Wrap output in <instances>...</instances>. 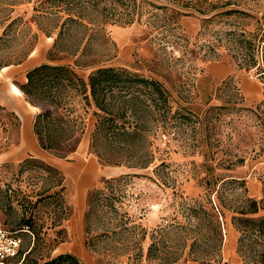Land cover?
<instances>
[{
  "label": "rangeland",
  "instance_id": "1",
  "mask_svg": "<svg viewBox=\"0 0 264 264\" xmlns=\"http://www.w3.org/2000/svg\"><path fill=\"white\" fill-rule=\"evenodd\" d=\"M184 1L188 6L136 0L138 20L124 26L101 22L91 42L98 65L160 79L199 117L208 106L226 102L223 110L208 113L206 127L199 117L173 121L168 135H154V163L131 170L104 166L89 150L94 108L77 95L69 97L68 105L82 119L84 132L72 152L63 157L39 153L29 134L34 146L27 139L18 155L10 153L18 149L25 121L32 122L40 110L12 86L24 83L36 65L73 61L47 56L57 33V0H0V67L9 66L0 71V224L21 237L12 263L40 264L71 253L83 264H167L173 259L171 264H223L224 242L232 230L239 264H264V233L255 222L232 219L247 197L259 201V210L244 216L264 217V0ZM226 9L237 11L204 19ZM92 70L75 68L84 79ZM202 133L207 135L203 147L196 140ZM209 151L218 159L242 155L244 161L226 169L209 159ZM24 159L29 162L23 166ZM160 159L164 165L155 172ZM130 172L139 175L124 180L113 204L96 213L90 231L94 248L88 249L87 191L101 185L102 178ZM119 227L123 230L117 235L107 232Z\"/></svg>",
  "mask_w": 264,
  "mask_h": 264
},
{
  "label": "trees",
  "instance_id": "2",
  "mask_svg": "<svg viewBox=\"0 0 264 264\" xmlns=\"http://www.w3.org/2000/svg\"><path fill=\"white\" fill-rule=\"evenodd\" d=\"M175 1L188 6L184 0ZM236 11L226 9L204 19ZM140 12L136 0H57V26L54 28H57V33L47 56L50 61L68 58L72 59L73 63L45 62L36 65L27 71L25 83L18 86L26 99L40 108L34 117L33 133L42 149L63 157L77 147L84 132V125L82 119L74 114L73 108L68 105V99L73 95L81 96L85 106L94 108L95 121L89 135V150L104 166L125 167L131 170L149 167L157 158L153 147L154 135L162 134L165 137L170 133V124L173 121L182 123L199 117L179 103V99L173 96L172 91L160 79L133 73L121 67L98 65L99 59L96 58L97 54L92 49L91 42L100 29L99 24L110 21L123 26L129 25L140 18ZM199 12L205 13L203 10ZM185 14L187 13H182ZM15 21L16 18L5 26L2 35H6ZM39 28L46 31L42 25H39ZM50 35L49 33L48 36ZM2 38L0 36V40ZM87 57L89 61L85 60ZM251 61L253 55L244 61L246 67H249L248 62ZM82 67L93 68L87 79L80 77L75 71V68ZM224 108L226 102L218 106H208L199 117L200 126L205 125L203 121L207 123L209 112L221 111ZM200 136L196 138L200 142L199 145L207 146V135L202 133ZM227 156L226 154L218 159L216 153H208L209 159L217 160V165L226 169L244 161L242 155L236 158ZM28 162L29 159H24L21 165L24 166ZM163 165L164 159H160L154 171L157 172ZM46 168L54 170L52 166L46 165ZM138 175L130 172L117 177L102 178L101 185L87 191L84 243L88 249L94 248V238L90 231L96 221V213L113 204L119 196L124 180ZM238 183L243 185L244 180L241 179ZM258 204L256 198L247 197L243 205L236 207L239 216L233 215V221L241 220L244 225L255 222L257 229L264 233V217L251 219L244 216L256 213L259 210ZM25 222L28 227L32 226L30 220ZM116 226L117 223L113 227ZM107 230L117 235L123 228ZM106 235L107 233L104 234ZM175 261L177 259L167 264ZM40 264L83 263L71 253H60ZM133 264L141 263L135 261Z\"/></svg>",
  "mask_w": 264,
  "mask_h": 264
},
{
  "label": "crops",
  "instance_id": "3",
  "mask_svg": "<svg viewBox=\"0 0 264 264\" xmlns=\"http://www.w3.org/2000/svg\"><path fill=\"white\" fill-rule=\"evenodd\" d=\"M34 53V51L33 52H31V54L30 55H32ZM7 68H9V66H1L0 67V71H3V70H6ZM33 68V67H32ZM30 70V69H29ZM28 70V71H29ZM27 73V72H26ZM25 81H26V76H25ZM25 81H24V83H25ZM23 84V83H22ZM12 88H13V91H14V93L16 94V95H18V96H22V92H20L21 90L19 89V87H16V86H12ZM16 92H18V93H16ZM40 111V110H39ZM38 111V112H39ZM37 112V113H38ZM35 115H36V113H35ZM35 115H34V117H35ZM34 117H33V120H32V122H28V121H25V132H23V136L21 137V142L19 143V146L17 147L18 149L17 150H12L10 153L13 155V156H15V155H18L20 152V149H22L23 147L25 148L26 147V145H27V139L29 140L28 141V143H29V145H32V146H34L33 145V141L35 142V149H36V151L37 152H39V153H42V152H44L45 150L44 149H42L40 146H39V144H38V142H37V139H36V137H35V135H34V133H33V121H34ZM29 134H31V136H32V139H33V141H32V139L31 138H29L27 135H29ZM25 136V137H24ZM34 136V137H33ZM25 156H27V154L25 153V154H23V155H21V157H19L20 159L21 158H24ZM228 235H229V238H228V241H227V245H226V241L224 242L225 243V245H224V255H223V264L225 263V262H229V264H239V262H240V259H239V257L235 254V250H234V248L233 247H235L234 245H235V242H236V236L234 235V232L231 230V231H229V233H228ZM227 246V247H226ZM226 252V253H225ZM174 264H211V263H208V262H197V261H193V260H187V261H183V262H181V263H179V262H177V263H174Z\"/></svg>",
  "mask_w": 264,
  "mask_h": 264
},
{
  "label": "built area",
  "instance_id": "4",
  "mask_svg": "<svg viewBox=\"0 0 264 264\" xmlns=\"http://www.w3.org/2000/svg\"><path fill=\"white\" fill-rule=\"evenodd\" d=\"M20 246L21 237L0 224V264H14L11 259L18 254Z\"/></svg>",
  "mask_w": 264,
  "mask_h": 264
},
{
  "label": "bare ground",
  "instance_id": "5",
  "mask_svg": "<svg viewBox=\"0 0 264 264\" xmlns=\"http://www.w3.org/2000/svg\"><path fill=\"white\" fill-rule=\"evenodd\" d=\"M16 93H18V92H16ZM87 178H88V177H87ZM84 181L86 182V177H85V179L83 178L82 183H83Z\"/></svg>",
  "mask_w": 264,
  "mask_h": 264
}]
</instances>
